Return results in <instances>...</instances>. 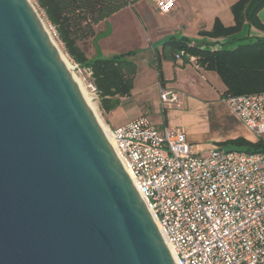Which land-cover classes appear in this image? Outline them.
I'll return each mask as SVG.
<instances>
[{
  "label": "water",
  "instance_id": "water-1",
  "mask_svg": "<svg viewBox=\"0 0 264 264\" xmlns=\"http://www.w3.org/2000/svg\"><path fill=\"white\" fill-rule=\"evenodd\" d=\"M0 264H176L28 0H0Z\"/></svg>",
  "mask_w": 264,
  "mask_h": 264
},
{
  "label": "built area",
  "instance_id": "built-area-1",
  "mask_svg": "<svg viewBox=\"0 0 264 264\" xmlns=\"http://www.w3.org/2000/svg\"><path fill=\"white\" fill-rule=\"evenodd\" d=\"M151 2L162 13L177 5ZM74 64L97 95L91 68ZM158 92L162 108H181L174 89L159 85ZM221 100L253 141L264 136V91ZM105 129L176 264H264V150L212 144L203 156L182 128L156 127L145 115Z\"/></svg>",
  "mask_w": 264,
  "mask_h": 264
},
{
  "label": "trees",
  "instance_id": "trees-1",
  "mask_svg": "<svg viewBox=\"0 0 264 264\" xmlns=\"http://www.w3.org/2000/svg\"><path fill=\"white\" fill-rule=\"evenodd\" d=\"M130 0H34L45 20L53 27L57 41L68 58L92 70L99 107L109 112L119 104L118 96H128L133 88L137 66L125 55L87 58L79 43L95 35V25L125 8ZM264 0H237L230 7L234 23L224 26L218 19L209 31H199L201 39L170 36L156 52L159 85L164 86L160 61L180 60L197 68L214 71L222 81L226 95L264 91V22L258 16ZM233 45V43H235ZM188 56H193L190 61ZM164 117V114H163ZM165 119V118H164ZM218 145L245 150H264V139L251 141L242 136L218 142Z\"/></svg>",
  "mask_w": 264,
  "mask_h": 264
},
{
  "label": "crops",
  "instance_id": "crops-1",
  "mask_svg": "<svg viewBox=\"0 0 264 264\" xmlns=\"http://www.w3.org/2000/svg\"><path fill=\"white\" fill-rule=\"evenodd\" d=\"M130 1H132L131 4L95 25V35L90 38L94 50L92 54H87V58L112 57L121 54L125 55L128 59H132L138 53L137 50L130 49L116 52L108 40L112 39L118 32L123 37H131L134 34L142 43L140 48L148 51L147 64L151 70L155 71L153 75L154 81H152L153 86L148 85L147 89V86H145L144 88L134 90L133 84L130 95L118 96V106L109 112H104L105 117L103 122L111 128L123 125L140 115L150 117V112L153 109L152 106L157 101L156 97L158 98L159 96L157 95L159 79L155 68V53L161 51V42L170 36H185L192 40L201 39L202 36L199 35V31L211 30L216 19L224 26L233 25L234 20L230 7L237 0H177L176 7L169 13H162L155 9L151 0ZM258 16L264 22V7L259 11ZM107 23L111 26L110 32L107 35L99 36L109 29ZM97 42L100 50L96 47ZM160 69L164 86L174 89L178 93L180 103L185 107L190 106L191 108L181 106V109H169L171 111L167 109L163 117L162 105L159 99L158 105L162 114L161 120L154 122L149 118L156 127L161 128L164 125L170 127H179L178 125H180L181 127L183 125L181 128L185 132L187 141L196 146L201 152L205 151L204 149L212 144L238 136L236 134H225L224 138H220L221 136L217 138L212 136L204 138L206 134L211 132L208 127L211 120L209 112L214 108L217 110L220 106H224L228 110L220 98L224 85L214 71L204 70L200 67L197 68L190 63L183 64L180 59L175 62L161 59ZM146 70H143V73ZM182 79H185V84H189L190 88H192L191 94L185 93V90H182L180 87ZM155 86L156 90L154 89ZM130 109L140 110L139 114L127 122H121L116 119L117 112L120 113L124 112L123 110ZM191 122L194 123V128L188 125ZM196 124H199L202 133L204 132L203 134H198ZM216 135L217 129L215 130ZM241 136L252 141L254 140L251 136ZM202 139L206 142L209 139L217 140L205 144Z\"/></svg>",
  "mask_w": 264,
  "mask_h": 264
},
{
  "label": "rangeland",
  "instance_id": "rangeland-1",
  "mask_svg": "<svg viewBox=\"0 0 264 264\" xmlns=\"http://www.w3.org/2000/svg\"><path fill=\"white\" fill-rule=\"evenodd\" d=\"M32 4L34 5L35 9L37 10L38 14L41 16V18L44 20L47 29L49 31V34L51 36V39L53 40L55 46H57V48L59 49V51L61 52V54L67 59V61L69 62V64L72 66L71 72L74 76L78 77L83 89L85 90V92L87 94H89V97L91 99V102L93 104L94 110L96 115L98 116V118L101 120L102 123L105 117V113L104 111L99 107V99L98 96L96 94H94L93 92L90 91V89L87 86V76L84 75L83 73H80V71L75 67V62L71 61L68 56L64 53L63 48L61 46V44L57 41L56 36L54 35V29L53 27H51L48 22L45 20L44 15L42 14V12L40 10H38V8L36 7L34 0H31ZM107 27H109V29L107 30V32H103L101 33L99 36H104L107 35L110 32L111 26L109 23H107ZM110 41V43L112 44V47L114 48V50H116V52H123L126 50H130V49H135L138 51V53L130 60L134 61V63L137 66V73L135 75V79H134V90H138L140 88H144L145 86L146 89L148 88V85H152V81H154V70H151L150 67L147 64V60H148V51L147 50H142L140 47L142 46V43L140 41L139 38L135 37V35L133 34L131 37H123L122 35H120V33L118 32L112 39H109L108 42ZM235 43H233V45H235ZM80 47L83 49V51L85 52L86 56L87 54H92L93 52V45L91 44L90 38L82 41L79 43ZM98 45V46H97ZM96 47H98V49L100 50L99 44L97 42ZM146 51V52H145ZM101 53V51H100ZM147 69V70H146ZM143 70H146L145 73H143ZM186 80L182 79L180 81V87L182 88V90H185V93H189L191 94V90L192 88H190L189 84H185ZM153 86V85H152ZM154 89L156 90V86L154 87ZM153 90V89H152ZM158 91V90H157ZM157 95H159V92H157ZM157 101L156 103L152 106L153 109L150 112V117L152 121L154 122H158L159 120H161L162 118V114L160 113V106L158 105V101H159V96L158 98L156 97ZM152 104V103H151ZM182 107L184 108H191L190 106L185 107L182 104ZM162 108V107H161ZM162 108V112L163 114L165 113V109ZM179 109V108H178ZM181 109V108H180ZM124 112H117L118 114L116 115V119L118 121L121 122H127L129 120H131L133 117L137 116L139 114L138 109H130V110H123ZM171 111V110H169ZM171 113V112H170ZM209 116H210V122H209V131H211L209 134H206L204 136L205 137H214L217 138L218 136H221L220 138H224L225 134H236V135H243V136H251L238 122L237 120L234 118V116L225 109L224 106H220L217 110L212 109L209 112ZM188 125L191 128H194V123L191 122L188 123ZM175 126V125H173ZM179 128L180 125H178ZM196 127L198 129V134H203L202 133V129L199 126V124H196ZM217 129V135L215 136V130ZM201 131V132H200ZM229 136V135H226ZM252 137V136H251ZM227 138V137H226ZM253 138V137H252ZM264 139V136L262 137ZM204 139H202L203 141ZM217 140V139H216ZM216 140H208V142L203 141V143L208 144V143H212L215 142ZM230 148V147H227ZM236 149V148H234ZM241 150V149H240ZM207 152L206 151H202V155H206Z\"/></svg>",
  "mask_w": 264,
  "mask_h": 264
},
{
  "label": "bare ground",
  "instance_id": "bare-ground-1",
  "mask_svg": "<svg viewBox=\"0 0 264 264\" xmlns=\"http://www.w3.org/2000/svg\"><path fill=\"white\" fill-rule=\"evenodd\" d=\"M28 1L31 3V5L33 6V8H34L35 12L37 13L38 17L41 19V22L43 23V25H44L45 28L47 29V26H46L44 20H43V19L41 18V16L38 14L37 10L35 9L34 5H33L32 2H31V0H28ZM47 32L49 33L48 29H47ZM56 48H57V46H56ZM57 49H58V48H57ZM58 50H59V49H58ZM59 52H60V51H59ZM60 53H61V52H60ZM61 56H62V58H63V61H64L65 65L67 66V68H68L69 71L71 72L70 69H72V66L69 64V62L67 61V59H66L62 54H61ZM71 74H72V72H71ZM72 76H73V78H74V80H75L77 86L79 87L81 93L83 94L85 100L87 101V103H88L90 109H91V110L93 111V113L96 115L95 110H94L95 107H93V104H92V102H91V99H90V97H89V94H87V93L85 92V90L83 89V86H82V84H81L79 78L76 77V76H74L73 74H72ZM96 117H97V119H98V121H99V123H100V125H101V127H102V129H103V131H104V133H105V135H106V137H107L109 143L112 145V147H113L114 150H115L114 143H113V141L111 140V137L109 136L107 130L105 129V126L103 125V123L101 122V120L98 118L97 115H96ZM115 152H116V150H115ZM116 153H117V152H116ZM117 155H118L120 161L122 162V164L124 165V167H125V169H126L128 175H129L130 179L132 180V178H131V174H130V172L128 171V169H127V167H126L123 158H122L118 153H117ZM159 231H160V234H161V236H162V239H163V241H164L166 247L168 248L170 254H171L172 257H173V255H174V251H173V249H172V247H171V245H170L168 239L166 238V236H165V234L162 232V230L159 229Z\"/></svg>",
  "mask_w": 264,
  "mask_h": 264
}]
</instances>
